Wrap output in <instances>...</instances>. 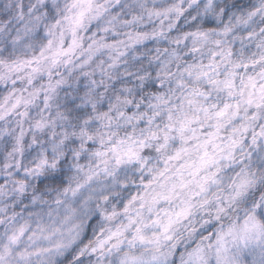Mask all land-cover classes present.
<instances>
[{"label":"clouds","instance_id":"1","mask_svg":"<svg viewBox=\"0 0 264 264\" xmlns=\"http://www.w3.org/2000/svg\"><path fill=\"white\" fill-rule=\"evenodd\" d=\"M0 264H264V0H0Z\"/></svg>","mask_w":264,"mask_h":264}]
</instances>
